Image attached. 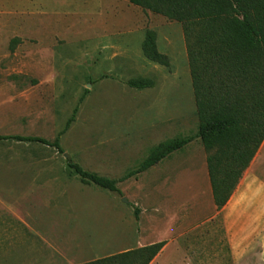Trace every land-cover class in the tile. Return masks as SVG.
<instances>
[{
  "label": "rangeland",
  "instance_id": "rangeland-1",
  "mask_svg": "<svg viewBox=\"0 0 264 264\" xmlns=\"http://www.w3.org/2000/svg\"><path fill=\"white\" fill-rule=\"evenodd\" d=\"M146 30L169 68L142 55ZM137 77L155 86L130 88ZM76 106L62 153L0 143V264H85L156 233L155 264H264V141L220 211L199 139L121 180L151 148L196 133L180 24L128 0H0V136L53 141ZM67 160L119 193L83 184Z\"/></svg>",
  "mask_w": 264,
  "mask_h": 264
},
{
  "label": "trees",
  "instance_id": "trees-1",
  "mask_svg": "<svg viewBox=\"0 0 264 264\" xmlns=\"http://www.w3.org/2000/svg\"><path fill=\"white\" fill-rule=\"evenodd\" d=\"M143 10L180 24L191 80L197 130L151 148L125 181L159 164L199 139L206 152V168L217 211L233 195L243 172L264 141V0H128ZM13 39L11 43H17ZM142 55L165 68L168 57L159 52L156 33L146 30ZM127 85L150 89L155 80L137 77ZM83 97L79 99L81 102ZM76 106L64 130L49 141L34 136H0V143L17 141L54 148L62 153L59 136L75 120ZM67 167L83 184L119 193L118 181L84 170L67 160ZM139 211H135L138 218ZM159 242L95 259L86 264H150L164 247Z\"/></svg>",
  "mask_w": 264,
  "mask_h": 264
},
{
  "label": "crops",
  "instance_id": "crops-1",
  "mask_svg": "<svg viewBox=\"0 0 264 264\" xmlns=\"http://www.w3.org/2000/svg\"><path fill=\"white\" fill-rule=\"evenodd\" d=\"M211 190V189H210ZM232 197V196H231ZM230 200V199H229ZM229 202V201H228ZM213 205H214V203H213ZM215 207V206H214ZM224 208V207H223ZM152 236H154V237H151V238H145V239H143V236H140L139 238V240L140 241H137L138 242V245L136 246V247H134V248H130V249H125V250H122V251H120V252H117V253H114V254H118V253H122V252H126V251H129V250H133V249H137V248H142V247H145V246H148V245H152V244H155V243H159V242H165V245H164V247L162 248V250L158 253V255L152 260V262L150 263V264H155L158 260H159V258H160V255H161V252L163 251V250H165V246H166V241H160V240H158V241H154V238L157 236V233L156 234H153ZM114 254H112V255H114ZM109 256H111V255H109ZM99 259V258H98ZM163 259V258H162ZM161 259V261H160V263H165V261L166 260H162ZM93 260H95V259H93ZM93 260H90V261H93ZM90 261H88V262H90ZM88 262H86V263H88ZM85 263V264H86Z\"/></svg>",
  "mask_w": 264,
  "mask_h": 264
},
{
  "label": "water",
  "instance_id": "water-1",
  "mask_svg": "<svg viewBox=\"0 0 264 264\" xmlns=\"http://www.w3.org/2000/svg\"><path fill=\"white\" fill-rule=\"evenodd\" d=\"M67 157V155H65V158ZM126 200H124V202H125Z\"/></svg>",
  "mask_w": 264,
  "mask_h": 264
}]
</instances>
